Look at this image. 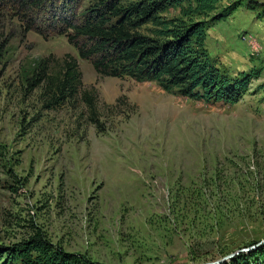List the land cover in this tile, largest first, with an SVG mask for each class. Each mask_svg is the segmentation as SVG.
<instances>
[{"label": "rangeland", "instance_id": "374dc122", "mask_svg": "<svg viewBox=\"0 0 264 264\" xmlns=\"http://www.w3.org/2000/svg\"><path fill=\"white\" fill-rule=\"evenodd\" d=\"M95 3L0 0V249L40 234L102 264H206L262 242L264 0H221L194 17L213 65L259 74L233 106L98 74L50 26ZM69 55L97 92L104 132L81 101L49 107L30 86Z\"/></svg>", "mask_w": 264, "mask_h": 264}, {"label": "trees", "instance_id": "16d2710c", "mask_svg": "<svg viewBox=\"0 0 264 264\" xmlns=\"http://www.w3.org/2000/svg\"><path fill=\"white\" fill-rule=\"evenodd\" d=\"M34 7L40 1L26 0ZM95 5L72 18L60 16L50 26L55 35L66 36L79 56L94 70L112 78L156 83L168 93L207 103L237 105L258 73L230 77L213 65L206 47L207 17L221 0H95ZM187 3V6H184ZM170 9H180L179 18L169 19ZM37 33L44 36L41 30ZM30 86L41 88L49 107L81 101L89 118L101 132L96 90H86L83 72L72 56L60 71L50 72L49 60ZM0 264H102L86 255L54 247L40 234L22 244L0 249ZM222 264H264V244L240 253Z\"/></svg>", "mask_w": 264, "mask_h": 264}, {"label": "water", "instance_id": "95a60500", "mask_svg": "<svg viewBox=\"0 0 264 264\" xmlns=\"http://www.w3.org/2000/svg\"><path fill=\"white\" fill-rule=\"evenodd\" d=\"M263 244H264V240H263L262 242L258 243L257 245L251 247V248L243 249V250H240V251H238V252H236V253H234V254H231V255H229V256H226L225 258H223V259L220 260V261H217V262H214V263H206V264H222V263H224V262H226V261H230V260H232L236 255H239L240 253L250 252V251L255 250L256 248L262 246Z\"/></svg>", "mask_w": 264, "mask_h": 264}]
</instances>
